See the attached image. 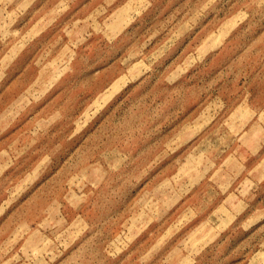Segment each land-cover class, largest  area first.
Returning a JSON list of instances; mask_svg holds the SVG:
<instances>
[{
  "label": "rangeland",
  "instance_id": "374dc122",
  "mask_svg": "<svg viewBox=\"0 0 264 264\" xmlns=\"http://www.w3.org/2000/svg\"><path fill=\"white\" fill-rule=\"evenodd\" d=\"M0 264H264V0H0Z\"/></svg>",
  "mask_w": 264,
  "mask_h": 264
}]
</instances>
